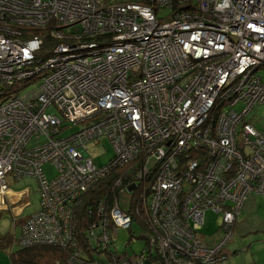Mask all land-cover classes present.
I'll return each instance as SVG.
<instances>
[{"label": "built area", "instance_id": "built-area-1", "mask_svg": "<svg viewBox=\"0 0 264 264\" xmlns=\"http://www.w3.org/2000/svg\"><path fill=\"white\" fill-rule=\"evenodd\" d=\"M148 1L0 0V88L40 79L0 100V210L7 176L39 193L19 245L67 247V264H221L248 194L264 193V127L248 118L264 104V0ZM102 138L113 154L95 165L86 145ZM124 166L78 237L86 193ZM135 196L149 226L129 256L112 237L134 225ZM207 209L223 231L213 244L199 236Z\"/></svg>", "mask_w": 264, "mask_h": 264}, {"label": "rangeland", "instance_id": "rangeland-1", "mask_svg": "<svg viewBox=\"0 0 264 264\" xmlns=\"http://www.w3.org/2000/svg\"><path fill=\"white\" fill-rule=\"evenodd\" d=\"M167 14H168V10H161L159 12V15L161 16H165ZM39 82H40V79L28 80L26 81L25 86H21L18 92H12V95H17V94L21 95L28 91H31L35 89V87L39 84ZM2 98L3 97H0V100ZM234 107L236 109H240L241 103L235 105ZM49 111L52 112V111H55V109L51 107ZM248 118L250 122L253 123L257 128L264 127V104H255ZM91 121L92 119L89 118L87 120L77 123L76 125H70L64 128L59 133V136L76 131L79 128L90 123ZM42 140H43L42 137L36 138V139H33L30 144L35 145L41 142ZM86 151L95 165H104L112 157L113 147L107 139L102 138L98 143L89 142L86 145ZM43 169L48 177H50L54 173V168L50 164H45L43 166ZM6 181H7V186L9 187V190H11L12 192L23 193V195L26 196L29 202L28 205L22 208L20 214L16 216L14 215L13 213L14 211L11 208L9 210L0 211V237L9 233V234H13L14 237L17 238L20 225L15 226V222L25 218L29 214L36 211L39 207V193L37 189V182L33 177H30V176H25L19 180H13L9 176H7ZM261 216L264 217V214H262V210H261ZM14 218H16L17 220ZM234 226H235V230H234ZM236 233L239 235L238 231L236 230V223H235L232 229L233 237L231 241L228 243L229 244L228 249H231L230 246L235 244V241L237 240V236L235 235ZM130 234L133 235L134 238H132V240H130V243H128ZM144 235L145 233L142 232L140 229H138L134 225H132L129 229L119 228L117 233L113 235L112 237V245L119 252H123L126 250L128 252V255L130 256L132 252L137 253L138 251H140V249L144 245V238H143ZM199 236L205 239L208 244H213L217 242L223 236V231L218 226L217 215L211 209H207L205 211L204 223H203L202 229L200 230ZM18 248L20 247L18 246V243L16 240V242H13L12 245L5 247L3 249H0V251L3 250L4 253L7 255L6 257L8 258L9 253H12L13 252L12 250H16Z\"/></svg>", "mask_w": 264, "mask_h": 264}, {"label": "trees", "instance_id": "trees-1", "mask_svg": "<svg viewBox=\"0 0 264 264\" xmlns=\"http://www.w3.org/2000/svg\"><path fill=\"white\" fill-rule=\"evenodd\" d=\"M140 1L144 3H149L148 0ZM55 42L56 40L47 37L43 42V46L37 52L36 57H47L50 53L51 46L54 45ZM21 84L22 83H19L18 85L20 86ZM19 86L14 85L10 87L6 86L7 88L5 87V89L0 88V97H3L5 93L9 94L18 91ZM126 166L114 169L111 172L110 176L98 182L86 193L82 211L79 212L78 217L76 219L78 237L81 238V234L87 228L88 224L90 223L91 219H93L95 214H92V212L91 214L85 213L87 208L91 207V211L95 210L96 203H98L100 199H103L108 194V190L110 189V186H112L114 179L124 173ZM129 178L130 176H122L123 182H127ZM108 195L110 196L109 198L112 197L111 194ZM145 208L146 204L143 202H139V200H137V196H135L130 202V208L128 209V211H130L129 213L131 216L132 224L148 231V220L145 218L144 215ZM20 222L21 220L16 224H20ZM130 237L128 243H130ZM16 240L18 243V236L17 238H15L13 234L7 233L0 240V245H2L3 248L8 247L12 245L13 242H16ZM18 246L20 248L12 250L13 252L9 253V258L12 264H67L66 259L68 258L70 253V250L67 247L60 246L36 245L24 247L19 244ZM85 246H87L86 243Z\"/></svg>", "mask_w": 264, "mask_h": 264}, {"label": "crops", "instance_id": "crops-1", "mask_svg": "<svg viewBox=\"0 0 264 264\" xmlns=\"http://www.w3.org/2000/svg\"><path fill=\"white\" fill-rule=\"evenodd\" d=\"M14 193L17 192L8 191L5 196L8 208L0 211L11 208L16 216L20 214L23 207L19 201H16ZM18 194L23 193L18 192ZM261 210L264 214V193H249L234 222L239 235L235 234L237 240L234 245L230 246L231 249H228V243L232 238L225 244L223 251L228 255V260L221 264H264V217L261 216ZM19 221L15 222V226H19L16 224ZM0 249H3L2 245H0ZM2 251H0V264H12L9 257L7 258V255Z\"/></svg>", "mask_w": 264, "mask_h": 264}]
</instances>
